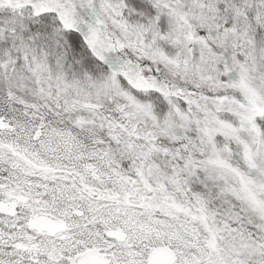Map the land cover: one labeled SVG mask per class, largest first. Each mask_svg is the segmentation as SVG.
<instances>
[{
    "label": "snow or ice",
    "instance_id": "obj_1",
    "mask_svg": "<svg viewBox=\"0 0 264 264\" xmlns=\"http://www.w3.org/2000/svg\"><path fill=\"white\" fill-rule=\"evenodd\" d=\"M0 264H264V0H0Z\"/></svg>",
    "mask_w": 264,
    "mask_h": 264
}]
</instances>
